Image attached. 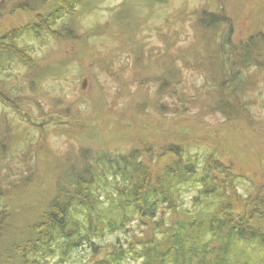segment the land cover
Segmentation results:
<instances>
[{"label": "rangeland", "instance_id": "rangeland-1", "mask_svg": "<svg viewBox=\"0 0 264 264\" xmlns=\"http://www.w3.org/2000/svg\"><path fill=\"white\" fill-rule=\"evenodd\" d=\"M25 2L0 0V42H7L0 53V90L9 98L0 101V264H19L17 255L61 176L88 166L102 190H113L110 177L121 175L114 157L132 149L149 181H161L168 166H195L191 181L175 184L173 208L164 204L160 210L159 225L177 238V222L188 220L190 211L221 212L218 200L205 206L198 192L197 171L209 154L221 162L219 176L229 174L235 184L229 211L251 210L255 193L264 192V65L248 64L244 72H252L240 79L247 116L203 111L210 103L205 87L221 80L219 56L226 53L219 32L202 27L199 14L226 15L234 43H246L264 32V0H31L29 9ZM13 50L23 58L11 56ZM189 96L199 98L187 101ZM227 98L234 102L231 94ZM174 146L180 155H172ZM142 230L146 236L151 231ZM115 234L96 235V253L82 244L61 259L55 248L44 264H99ZM239 249L246 252L234 259L264 264V246L251 242ZM136 263L130 257L123 262Z\"/></svg>", "mask_w": 264, "mask_h": 264}, {"label": "trees", "instance_id": "trees-1", "mask_svg": "<svg viewBox=\"0 0 264 264\" xmlns=\"http://www.w3.org/2000/svg\"><path fill=\"white\" fill-rule=\"evenodd\" d=\"M33 1L43 3L47 0H32V3ZM31 5V0L25 2L27 8ZM50 16L52 12L47 17L50 18ZM199 16L202 27L211 29L214 33L219 32L222 37L219 48L223 54L226 53L225 57L221 54L219 56L221 57L219 64L221 80H216L218 83L215 87H205L204 93L210 97V103L203 111L208 114L221 113L227 118L232 113L245 117L248 111L238 92L244 88L240 79L252 72L248 70V73H245L248 64L258 65L259 68L264 65V32L258 33L257 37L250 36L246 43L236 44L231 37V23L226 15L205 10L201 11ZM49 31H51L50 28ZM70 32L67 30L71 37H75ZM6 43L0 42V53L5 52L6 47L2 45ZM236 50H239L241 55ZM10 52L8 53L11 56L16 54L22 57L15 53L17 51ZM10 55L8 56L11 57ZM227 81L229 83H226ZM226 87L229 88L225 89ZM228 94L232 95V99L235 98L234 102H229ZM188 98L198 99L199 97L189 96L187 101H189ZM8 100L6 91L0 90V101ZM12 106L15 109L18 104ZM162 106L164 102L160 100L156 107L160 109ZM173 149L176 151L172 154L173 156L180 155L181 150L177 146ZM135 151L132 149L127 154L121 153L114 157L115 159L112 158L117 166L120 165L116 172L121 173L119 176L110 177L113 190L109 188L106 191L102 190L99 183L100 177L95 178L88 166L81 170L72 167L69 174L61 176V179L64 177L68 180L60 179L55 182L56 191L49 200L48 208L43 211L41 220L36 224L37 228L33 230L31 236H28L27 241L25 240L26 249L17 255L19 264H44L47 261L46 255L52 254L55 248L59 249L61 259H64L82 244H89L92 252L96 253L98 244L95 243L94 237L98 235L99 238L106 232L115 234L118 231L126 236H120L122 237L120 239L118 234H115L114 243H109L110 254L100 259L99 264H123L129 257L137 259L136 264H154L156 257H158L155 262L157 264H167V262L172 264H248V259H234L239 252H246L239 248H245L251 242L254 246L255 244L264 246V192L257 191L253 196L254 202L249 199L254 204L247 214L233 215L229 211L231 206L229 198L232 193H235L233 189L235 184L231 181L229 174L219 176L221 169L218 167L221 166L219 164L221 162L214 160L210 154L203 159L202 168L197 171L200 175L196 179L201 183L198 192L203 196L205 206H208L206 204L211 203L214 198L218 200L222 204L221 212L215 214L212 210H202L199 216V211L197 213L195 211V214L190 216L193 213L190 211L188 220L177 222L181 230V239L177 238V233H172L168 226L162 228L164 223L159 225L160 210L163 209L161 206L168 204L173 208L172 192L175 184L180 181H191L190 177L196 176L193 172L195 166L192 162H185L182 166H168L157 185L158 178L147 180L148 169L144 168L142 159ZM78 155L83 160L86 157L84 153H78ZM104 180H107V177H104ZM231 190L232 192L229 193ZM194 198L198 199L197 196ZM143 227L151 230L149 235L143 234ZM174 244L182 246L174 249L172 247ZM237 244L241 246L236 250ZM162 248H165L164 251L161 250ZM26 251L30 254L27 255ZM158 251L163 254L155 256ZM232 252H234L233 258L230 256ZM252 260L255 261V259ZM260 260L264 263V259Z\"/></svg>", "mask_w": 264, "mask_h": 264}]
</instances>
